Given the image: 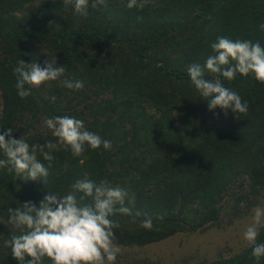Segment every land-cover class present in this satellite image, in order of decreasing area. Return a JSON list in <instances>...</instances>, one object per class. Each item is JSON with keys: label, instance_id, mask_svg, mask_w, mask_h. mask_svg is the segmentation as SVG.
Segmentation results:
<instances>
[{"label": "trees", "instance_id": "trees-1", "mask_svg": "<svg viewBox=\"0 0 264 264\" xmlns=\"http://www.w3.org/2000/svg\"><path fill=\"white\" fill-rule=\"evenodd\" d=\"M126 3L109 0L107 9L90 7L84 17L62 0H0V133L12 128L30 145L55 142L44 119L70 115L112 143L110 150L86 147L82 157L61 148L46 185L0 170V264H19L5 246L12 234L8 207L39 206L47 192L64 195L78 179H107L134 197L132 215L114 217L122 246L204 230L225 218L231 223L245 212L226 210L233 197L242 202L248 189L255 202L244 203L255 205L264 191V83L252 75L221 77L249 103L247 116L237 119L231 110L210 111L187 72L193 63L205 64L221 36L264 47V0H152L143 10ZM54 55L66 78L82 80L84 89L52 81L21 100L18 61L44 67ZM147 218L152 230L141 226ZM258 242L264 243V227ZM194 264H264V257L257 261L246 245Z\"/></svg>", "mask_w": 264, "mask_h": 264}, {"label": "clouds", "instance_id": "clouds-1", "mask_svg": "<svg viewBox=\"0 0 264 264\" xmlns=\"http://www.w3.org/2000/svg\"><path fill=\"white\" fill-rule=\"evenodd\" d=\"M62 2L65 8L72 6L76 14L84 17L89 14L90 7H109V0ZM151 2L127 0L126 7L143 10ZM259 27L264 31V23ZM211 48L214 54L206 59L203 66L193 63L188 67L191 83L208 102L210 111L220 108L227 115L231 110L237 119L247 116L249 103L226 87L221 77L232 81L237 74L252 75L264 83V47L259 41L231 40L221 36L211 44ZM56 65V55L45 61L44 67L20 59L14 73L17 76V95L21 100L32 95L31 88H39L52 81L67 89H84L82 80L66 78V67ZM206 72L214 78L206 79ZM43 123L57 138L55 142L30 145L26 135L15 138L12 128L0 133V170L14 173L25 181H43L46 185L56 160L54 153L61 148L70 149L76 157H82L86 147L93 150L101 145L105 150L112 148L111 141L89 131L81 119L70 115L46 117ZM133 200L128 189L112 186L107 179L99 182L78 179L64 195L47 192L39 206L36 202L26 201L16 208L8 207V218L4 224L12 234L11 239L5 241V246L11 248V255L19 264H45L46 260L51 264H115L122 250L114 231L120 225L114 217L118 213L131 216L132 209L128 204ZM141 226L152 230V219H145ZM261 227H264V204L252 209L251 223L243 233V239L257 261L264 257V243L258 242Z\"/></svg>", "mask_w": 264, "mask_h": 264}, {"label": "rangeland", "instance_id": "rangeland-1", "mask_svg": "<svg viewBox=\"0 0 264 264\" xmlns=\"http://www.w3.org/2000/svg\"><path fill=\"white\" fill-rule=\"evenodd\" d=\"M1 112L0 90V115ZM245 192L250 196L243 200L240 198L242 201L240 203H238L237 197H233L226 206L228 212H231L235 207L245 210L241 218H236L231 223L225 218L223 223H219L220 225L215 224L196 232H179L144 246L119 245L122 251L115 264H194L212 261L220 256L228 257L239 252L247 245L243 239V233L251 223L252 209L257 205L264 204V191L261 192L255 205L244 203L252 199L255 202L250 191L246 189ZM248 207L250 209H247Z\"/></svg>", "mask_w": 264, "mask_h": 264}]
</instances>
